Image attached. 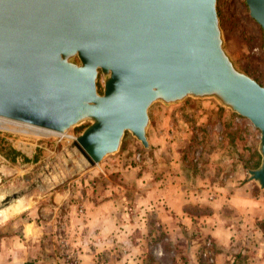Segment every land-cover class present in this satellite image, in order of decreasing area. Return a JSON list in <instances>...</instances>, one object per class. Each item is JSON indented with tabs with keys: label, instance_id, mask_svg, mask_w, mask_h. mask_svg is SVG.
Returning a JSON list of instances; mask_svg holds the SVG:
<instances>
[{
	"label": "water",
	"instance_id": "water-1",
	"mask_svg": "<svg viewBox=\"0 0 264 264\" xmlns=\"http://www.w3.org/2000/svg\"><path fill=\"white\" fill-rule=\"evenodd\" d=\"M245 2L264 32V0ZM188 99L215 100L260 132L248 175L264 191V85L226 50L218 0H0V118L61 135L88 124L66 162L79 153L95 167L127 134L149 149L150 109Z\"/></svg>",
	"mask_w": 264,
	"mask_h": 264
},
{
	"label": "crops",
	"instance_id": "crops-1",
	"mask_svg": "<svg viewBox=\"0 0 264 264\" xmlns=\"http://www.w3.org/2000/svg\"><path fill=\"white\" fill-rule=\"evenodd\" d=\"M203 102L154 105L150 148L141 163L118 178L69 180L56 195L54 214L36 211L27 195L11 211H0V264H150L151 249L176 257V264L183 250L194 264L196 254L207 252L212 241L218 264L241 244L246 249L239 253L250 256L249 264H264V191L249 178L223 184L185 165L188 144L181 141L192 134L186 121L210 112ZM63 205L67 209L60 213ZM162 237L174 250L172 256Z\"/></svg>",
	"mask_w": 264,
	"mask_h": 264
},
{
	"label": "rangeland",
	"instance_id": "rangeland-1",
	"mask_svg": "<svg viewBox=\"0 0 264 264\" xmlns=\"http://www.w3.org/2000/svg\"><path fill=\"white\" fill-rule=\"evenodd\" d=\"M218 11L226 50L243 72L264 85V32L250 17L245 0H218ZM100 86L102 87V78ZM192 101H204L203 103L211 106V110L193 114L186 121L192 131L187 141H181L188 144L184 146L182 155L186 167L191 173L207 172L209 176L212 175L210 177L218 178L219 183L227 184L232 182V178L239 179L236 183H243L244 179L249 178L248 171L261 163V158L254 155L258 152L260 132L248 120L221 107L215 100L188 99L184 103L190 104ZM212 107L218 111L223 109V112L221 110L218 112ZM87 127L88 124H84L66 135H55L42 129L0 119V200L11 195L14 190L23 191L32 183L39 181L38 186L27 196L32 198L36 211L42 210L44 215H52L58 205L56 195L65 190L63 185L69 180L83 177L91 183L92 179L118 178L122 171L137 167L139 163L135 161L136 156L148 150L127 134L119 153L95 167H84V160L79 153L71 155L66 162L64 156L67 149ZM4 159L11 165H8ZM49 166L52 172L43 177V171H49ZM95 172L98 174L95 175ZM54 177L64 179L65 182L57 185L52 181ZM66 209L67 206L63 205L59 211L64 213ZM11 210L12 207H9L8 211ZM62 224L65 226L64 220ZM262 228L264 229L263 225ZM162 241L164 250L172 256L174 253L171 252L174 250L170 243L164 238ZM214 248L216 245L212 241L207 252L204 250L196 254V262L193 263L218 264L213 255ZM236 248L235 252L230 250L229 257L220 264H249L250 256L242 257V252L239 253V249L243 251L246 246L241 244ZM153 252V249L148 252V263L176 264V257H173V260L172 257L160 255V250ZM179 252L178 264H192L187 260L190 253L183 250ZM158 257L161 260H158Z\"/></svg>",
	"mask_w": 264,
	"mask_h": 264
},
{
	"label": "built area",
	"instance_id": "built-area-1",
	"mask_svg": "<svg viewBox=\"0 0 264 264\" xmlns=\"http://www.w3.org/2000/svg\"><path fill=\"white\" fill-rule=\"evenodd\" d=\"M143 156L144 154L138 153V155L136 156L135 161L138 163H141V161L143 160Z\"/></svg>",
	"mask_w": 264,
	"mask_h": 264
},
{
	"label": "bare ground",
	"instance_id": "bare-ground-1",
	"mask_svg": "<svg viewBox=\"0 0 264 264\" xmlns=\"http://www.w3.org/2000/svg\"><path fill=\"white\" fill-rule=\"evenodd\" d=\"M0 119H2V120H6V121H11V120H8V119H4V118H0ZM11 122H13V121H11ZM14 123H16V122H14ZM18 124H20V123H18ZM24 125V124H23ZM29 127V126H28ZM36 129V128H35ZM40 130V129H39ZM44 131V130H43ZM46 131V130H45ZM47 132H49V133H51V134H55V135H61V134H57V133H54V132H50V131H47Z\"/></svg>",
	"mask_w": 264,
	"mask_h": 264
},
{
	"label": "trees",
	"instance_id": "trees-1",
	"mask_svg": "<svg viewBox=\"0 0 264 264\" xmlns=\"http://www.w3.org/2000/svg\"><path fill=\"white\" fill-rule=\"evenodd\" d=\"M144 152H145V150H144ZM144 154H145V153H144ZM254 155H257V156H259V157H260V155H259V153H258V152H255V153H254ZM260 158H261V157H260ZM259 165H260V164L258 163V164H256V165H255L253 168H254V169H256V168H258V167H259Z\"/></svg>",
	"mask_w": 264,
	"mask_h": 264
}]
</instances>
